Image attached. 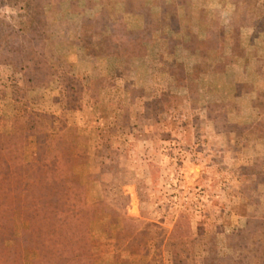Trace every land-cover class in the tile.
Returning a JSON list of instances; mask_svg holds the SVG:
<instances>
[{"label":"rangeland","instance_id":"374dc122","mask_svg":"<svg viewBox=\"0 0 264 264\" xmlns=\"http://www.w3.org/2000/svg\"><path fill=\"white\" fill-rule=\"evenodd\" d=\"M156 2L0 0V135L21 143L38 131L56 139L73 169L64 180L85 193L89 209L66 222L86 240L73 248L93 250L80 264H211L252 233L255 219L236 215L239 205L256 218L264 213V172L257 166L248 176V145L226 140L223 118L216 128L198 122L193 112L204 100L195 93L187 105L184 83L159 93L164 66L124 42ZM202 2L172 0L181 8L174 15L206 19L188 6L224 1ZM214 10L215 22L232 25L226 36L234 54L246 52L248 67L264 68V0H226L225 16ZM222 32H215L220 41ZM132 53L140 58L127 59ZM171 62L175 71L188 68ZM28 139L11 147L25 153L18 190L25 202L35 161ZM14 192L9 183L1 189L0 205ZM33 216L28 208L11 218L0 210V264H56L43 259L47 228L39 235Z\"/></svg>","mask_w":264,"mask_h":264},{"label":"crops","instance_id":"0c3cea01","mask_svg":"<svg viewBox=\"0 0 264 264\" xmlns=\"http://www.w3.org/2000/svg\"><path fill=\"white\" fill-rule=\"evenodd\" d=\"M155 1L157 2L148 8V15L140 17L141 23L137 24L133 32H128V37L123 41L126 44L131 41L140 44L144 50L143 61L156 59L153 62H160L159 69L164 66V73L159 78V93H164L169 85L176 81L182 82L187 105L193 104L195 93L199 99L204 100L202 107L205 117L201 115L202 107L195 108L193 112L198 115V122L203 123V119H206L212 128H216L219 118L226 121V140H242L248 145L245 152L253 157L252 165H245L250 170L248 176L252 175L253 169L255 172L258 170L257 166L264 172V68L248 67L246 52L241 57L236 56L230 43H227L229 38L226 36V30L232 26L230 22L225 18L215 22L209 16L210 12H215V8H221L225 16L226 0H223L221 5L203 6L204 9L190 5L186 8L194 12L204 10L208 13L206 19L204 16V19L183 18L179 15L177 17L174 13H179L181 8L172 3V0ZM204 1L202 3H209V0ZM166 12L173 14L174 20L162 18L161 16H166ZM132 18L135 20L139 17ZM127 26L133 28L131 25ZM220 27L225 31L222 32L221 41L215 36L216 29ZM153 31L156 35H152ZM163 32L167 33L164 35ZM154 52L158 54L156 58ZM136 55L132 53L126 58H140ZM171 61L176 64L185 61L188 68L186 71H180L181 73L175 71ZM163 83L165 88L162 87ZM257 127L263 130L259 131ZM241 169L244 170V167ZM241 174L246 176L245 172ZM236 215L258 219L264 216V213H260L257 218L253 213Z\"/></svg>","mask_w":264,"mask_h":264},{"label":"trees","instance_id":"16d2710c","mask_svg":"<svg viewBox=\"0 0 264 264\" xmlns=\"http://www.w3.org/2000/svg\"><path fill=\"white\" fill-rule=\"evenodd\" d=\"M37 132H29L30 137L27 136L28 134L21 135V143L17 142V137L4 138L0 135V192L8 183L15 191L8 203L0 205V210L11 218L24 208H28L34 214L33 218L36 219L39 235L44 228H47L46 237L42 240V245L46 247L44 260L54 258L56 264L86 262L93 257V250L89 247L87 251L73 248V245L86 243V240L85 237L76 236L79 233L77 228L72 230L66 225L67 220L73 216L89 213L87 202L84 200L86 195L78 191L75 184L64 180L73 169L69 161L58 155L56 139ZM27 139L28 143L31 140V144H34L35 161L30 164L32 195L30 200L25 202L18 191L22 180L23 164L26 160L25 153L23 150L16 153L11 147H17L24 142L26 144ZM60 142L64 144V141ZM4 151L10 153L5 156ZM12 202L19 205V208L13 209ZM238 209L241 211L237 214L245 215L250 206L241 204ZM263 220L264 217L255 219L252 233L241 238L240 246L228 247L223 256L211 264H264Z\"/></svg>","mask_w":264,"mask_h":264}]
</instances>
